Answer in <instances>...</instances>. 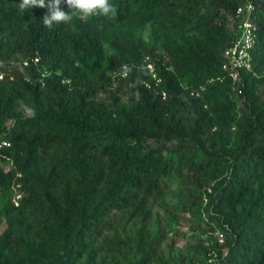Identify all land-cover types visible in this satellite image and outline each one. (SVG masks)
I'll list each match as a JSON object with an SVG mask.
<instances>
[{"label":"trees","instance_id":"1","mask_svg":"<svg viewBox=\"0 0 264 264\" xmlns=\"http://www.w3.org/2000/svg\"><path fill=\"white\" fill-rule=\"evenodd\" d=\"M20 2L0 0V264H97L116 213L149 218L173 175L176 208L223 237L176 264H264V0H109L114 18L52 28ZM246 18L253 70L234 86ZM134 239L131 264H153L166 236Z\"/></svg>","mask_w":264,"mask_h":264},{"label":"rangeland","instance_id":"2","mask_svg":"<svg viewBox=\"0 0 264 264\" xmlns=\"http://www.w3.org/2000/svg\"><path fill=\"white\" fill-rule=\"evenodd\" d=\"M146 34H149L147 31ZM176 172V171H174ZM164 196H158L151 201L150 216L142 219L141 216L126 217L116 213L115 224L106 231L103 237L92 246L97 264H131L138 258L133 250L135 232L141 226L151 232L163 231L166 240L157 259L153 264H165L180 261L182 257H198L206 252V245L223 239L221 231L210 221L200 219L176 208L175 193L177 178L161 183ZM0 199V208H1ZM5 224H0V233L5 230ZM190 247L192 249H190Z\"/></svg>","mask_w":264,"mask_h":264},{"label":"clouds","instance_id":"3","mask_svg":"<svg viewBox=\"0 0 264 264\" xmlns=\"http://www.w3.org/2000/svg\"><path fill=\"white\" fill-rule=\"evenodd\" d=\"M70 12L61 9V0H21L18 7L21 11L32 8L47 9L43 16V25L52 28L54 24H71L75 14L79 13L84 17L103 16L114 18L117 14L116 7L109 0H66ZM24 113L28 116H35V108L25 106Z\"/></svg>","mask_w":264,"mask_h":264},{"label":"built area","instance_id":"4","mask_svg":"<svg viewBox=\"0 0 264 264\" xmlns=\"http://www.w3.org/2000/svg\"><path fill=\"white\" fill-rule=\"evenodd\" d=\"M253 10L254 6L249 3L246 12L251 13ZM242 12L243 10L240 9L239 13ZM238 33V38L226 49L224 54L234 86L242 84L244 73L253 70L251 50L256 43L257 27L250 19L246 18L239 24ZM148 69L156 79L157 76L154 74L153 66L148 65Z\"/></svg>","mask_w":264,"mask_h":264}]
</instances>
